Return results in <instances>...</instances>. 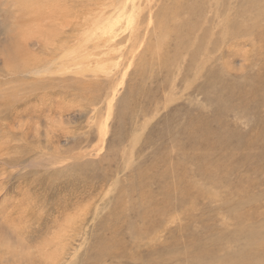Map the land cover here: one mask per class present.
I'll list each match as a JSON object with an SVG mask.
<instances>
[{
  "label": "rangeland",
  "instance_id": "obj_1",
  "mask_svg": "<svg viewBox=\"0 0 264 264\" xmlns=\"http://www.w3.org/2000/svg\"><path fill=\"white\" fill-rule=\"evenodd\" d=\"M144 1L0 0V264H136L166 250L187 264L197 244L213 261L254 251L248 230L264 236V0H219L255 33L224 36L219 61L189 60L173 39L179 59L156 58L157 31L128 65L129 29L112 41L127 16L113 12L149 15Z\"/></svg>",
  "mask_w": 264,
  "mask_h": 264
},
{
  "label": "bare ground",
  "instance_id": "obj_2",
  "mask_svg": "<svg viewBox=\"0 0 264 264\" xmlns=\"http://www.w3.org/2000/svg\"><path fill=\"white\" fill-rule=\"evenodd\" d=\"M239 1V0H238ZM262 1V0H261ZM145 3V6L147 4V6L145 8L148 9L149 11V15H147V13H145L146 15L145 16H140V11H128V8H127V5L125 4L122 8H121V12L120 13H116V12H113L114 14H116V16H127L126 17V21L123 24H119L120 20H115L113 22V25H112V41H116L117 37H123V36H120V32H127L126 30L129 29V35L127 37V39H125V41L123 42L124 44L126 43H129V41H131V44H130V47H127L129 49L125 50L124 52H122V55H121V58L123 60H125L124 62L126 64H130L131 60H133L135 58V54H137V49H140L139 47L142 45V47H145V45H147L146 43H148V39L146 36H147V32H149L151 34L154 33L157 35V31L159 33L158 37H156V41H155V48H153L155 50L154 52V55H156V58L158 57V54L159 56L160 55H164L166 56L165 59H167L169 61V63H172V61H174L175 59H179L178 54L176 53V50H181V49H174V53L173 55L171 56L170 54L168 55L165 51V48H166V41L168 40H171L173 39L175 41L174 44H176L178 42V44H181L184 43V47H186V49H191V51L189 50V60H192L196 54L198 52L200 53H203L204 56H206V62L208 60H211L212 58L216 57L217 61H219V59H223L224 57V54L225 52H223V50H219V55H218V52H217V49L218 47L222 46V39L223 37L225 36H234L236 37L237 36H241L242 38L244 37H247L248 34H252V36H254V31H244L242 29V24H243V20L241 19V17L238 15V12L240 10V8H242L241 5H235L233 7H230L227 3L226 6L227 9H230V8H235L234 10V18H230V15L229 13L227 14L226 13V9L225 7H222L221 5H223L219 0H210V1H205L202 2L201 0H173L171 3L169 4H164L162 5L161 7H159L157 10L155 11H152V7H151V4H150V0H145L144 1ZM143 4V3H142ZM246 7H253V6H257V2H254L253 5L250 4V2H246L245 4ZM144 8V7H143ZM232 9V10H233ZM243 9V8H242ZM259 9V7H258ZM261 10V9H259ZM262 12H260L261 14H264V10H261ZM144 14V13H143ZM139 16L140 18H145V21H140L139 20ZM198 18V19H197ZM148 19V22L146 23ZM50 21V20H49ZM143 22V24H142ZM140 23V24H139ZM145 23V24H144ZM51 24V23H50ZM132 24H135L134 26H132ZM142 24V25H141ZM214 24V25H213ZM48 25V24H47ZM150 25L153 26V28H150ZM219 26V27H218ZM220 26L223 28L220 29ZM213 27V29H212ZM216 27L219 28V30L217 29L216 30ZM240 29L242 31H240ZM236 34V35H235ZM217 35V38L212 40L213 38H215V36ZM151 36V35H150ZM105 37V36H104ZM109 37H106L103 39V41L100 43H96L94 44L93 48L94 49H99L100 47H103L105 48V46H107V43L111 42L108 40ZM111 38V37H110ZM147 38V39H146ZM239 39V38H238ZM188 40L191 41V43H188ZM242 43L246 42V40H241ZM169 42V41H168ZM249 42V41H248ZM112 43V42H111ZM177 44V45H178ZM236 44H238V40L236 41ZM247 44V43H246ZM109 45V44H108ZM194 45V48L192 49V46ZM233 45V44H232ZM241 45V43H240ZM239 45V46H240ZM124 46V45H123ZM122 46V47H123ZM96 47V48H95ZM126 47V45H125ZM124 47V48H125ZM162 47V48H160ZM179 47V46H178ZM243 47V46H242ZM150 48V47H149ZM180 48V47H179ZM159 49H162V54L159 53ZM229 50V49H228ZM246 50V49H245ZM123 51V49H122ZM151 51V50H150ZM184 52V49L182 50ZM98 52H101V51H98ZM173 52V51H172ZM178 52V51H177ZM181 52V51H180ZM211 52V54H210ZM213 52V54H212ZM185 53V52H184ZM216 53V55H215ZM186 54V53H185ZM184 54V55H185ZM202 54V55H203ZM210 54V55H209ZM242 54V53H241ZM239 54L240 56L242 57H246L247 56V50L245 51V53L243 52V54L241 55ZM139 56V55H138ZM187 56H188V53H187ZM186 56V57H187ZM203 56V57H204ZM185 57V58H186ZM197 57V56H196ZM202 57V56H201ZM203 57H202V60H203ZM232 57V56H231ZM155 58V59H156ZM184 58V59H185ZM225 58V57H224ZM154 59V58H153ZM183 59V58H181ZM183 59V60H184ZM195 60V59H194ZM228 59H225L223 61V64L221 63V66L222 65H225L227 68L230 67V63H228V65L226 64ZM242 60V59H241ZM168 61H166L168 63ZM230 61V59L228 60ZM123 62V63H124ZM154 62V61H153ZM152 62V63H153ZM165 62V63H166ZM177 62V61H176ZM190 62V61H189ZM226 62V63H225ZM124 63V65H125ZM165 63H161L160 65L163 67V68H168V66L165 64ZM178 63V62H177ZM176 63V65H177ZM232 63V61H231ZM120 64V63H119ZM180 64V63H179ZM171 65V64H170ZM181 65V64H180ZM130 67V66H129ZM185 67V66H184ZM125 68V67H124ZM128 67H126L127 69ZM162 68V69H163ZM179 66H178V70H179ZM221 68V67H220ZM161 69V70H162ZM191 69V68H190ZM230 69V68H229ZM167 70V69H166ZM127 71V70H126ZM219 71V70H218ZM162 72V71H161ZM166 72V71H165ZM171 72V71H170ZM217 72V71H216ZM168 73V72H166ZM222 73V72H221ZM220 73V74H221ZM225 73V72H224ZM169 74V73H168ZM215 74V73H213ZM212 74V75H213ZM216 76V75H215ZM215 76L212 78H215ZM219 76V75H218ZM216 76V77H218ZM221 76V75H220ZM220 78V77H219ZM211 79V78H210ZM216 79V78H215ZM218 79V78H217ZM214 80V79H212ZM222 80V79H221ZM261 80V79H260ZM226 83V82H225ZM258 87V86H257ZM216 91V90H214ZM220 95V94H219ZM152 96V95H151ZM258 103V102H257ZM68 136V135H67ZM99 137V136H98ZM251 146H254V145H251ZM205 151V150H204ZM203 151V153H204ZM220 152V151H219ZM218 153V152H217ZM231 156V155H229ZM211 157V156H210ZM202 158V157H201ZM222 158V157H221ZM223 159V158H222ZM156 160V159H155ZM204 161V160H203ZM221 161V160H220ZM209 165V164H208ZM211 165V164H210ZM209 165V166H210ZM218 165V163H217ZM76 166V165H75ZM208 168V166H207ZM73 169V168H72ZM78 169V168H77ZM223 168H221L222 170ZM65 169H63L64 171ZM59 171V170H58ZM192 171H195V170H192ZM202 171V170H201ZM223 171V170H222ZM66 172V171H64ZM208 172V171H207ZM69 173V172H68ZM203 173V172H202ZM198 174V173H197ZM211 174V173H210ZM59 175V174H58ZM201 175V174H200ZM208 175V174H207ZM214 175L215 172H214ZM223 177V175H222ZM49 178V177H48ZM170 178V177H169ZM212 178V177H211ZM46 179V178H45ZM44 179V180H45ZM216 179V178H215ZM214 179V181H215ZM180 180V178H179ZM219 180V179H218ZM222 180V179H221ZM224 180V179H223ZM47 181V180H46ZM210 181V180H209ZM208 181V182H209ZM69 182V181H68ZM208 182H207V185H208ZM177 184V183H176ZM77 185V184H76ZM178 185V184H177ZM67 187V186H66ZM69 187V186H68ZM140 188V187H139ZM73 189V188H72ZM175 192V191H174ZM74 193V192H73ZM176 194V193H175ZM57 196V195H56ZM59 198V197H58ZM165 202V201H164ZM159 207V206H158ZM157 209V208H156ZM70 210V209H69ZM73 210V209H72ZM142 210V209H141ZM66 212V211H65ZM72 212V211H71ZM67 214V212H66ZM148 214V211H145L144 213H141L138 216V219L141 220V218H143L145 215ZM96 216V215H95ZM141 217V218H140ZM78 218V217H77ZM80 218V217H79ZM144 219V218H143ZM79 220V219H78ZM243 220V219H242ZM82 221V220H80ZM143 221V220H142ZM237 221V220H236ZM234 221V222H236ZM67 222V221H66ZM239 222V221H238ZM236 224V223H235ZM234 224V225H235ZM239 224V223H238ZM240 225H243V224H240ZM260 226V225H259ZM67 227V226H66ZM221 227H224V226H221ZM237 227V226H236ZM239 227V225H238ZM249 227V226H248ZM254 227V226H253ZM264 227V225H263ZM262 227V228H263ZM68 228V227H67ZM240 228V227H239ZM249 228H252V227H249ZM247 228L246 226V229H249ZM255 228V227H254ZM258 228V227H257ZM255 229V230H259V229ZM233 230V228H231ZM236 229V228H235ZM164 230V229H163ZM237 230H240V229H237ZM253 230V229H252ZM255 230L254 231H251L246 233V237L245 239L248 241V243H251L253 245V249L254 251L250 250L251 252L248 253V251H243L241 250V252L239 253L238 250L240 249H237V251H235L233 254L231 253L230 248L227 247L228 250H226L224 253L222 251L221 248L222 246L220 247V250L222 252L221 256L217 257L215 260L213 261H210V259L207 261L206 259H208L209 257H211V253L212 252L211 250H213L212 248H203L200 250V247L199 245L197 244L196 246L198 247V251L199 253L197 254L196 258H195V261L194 262H188V260H182V263L183 261L184 262H187V264H241V259L242 260H245L243 264H264V236L260 235V230L257 231L256 233L259 234L257 236V234H254L255 233ZM69 231V230H68ZM154 230H151V231H147L146 229L143 231L145 233V235H150L153 233ZM176 232V231H175ZM192 232V231H191ZM209 232V231H208ZM264 233V230L262 231ZM201 233V232H200ZM234 233H235V230H234ZM233 233V234H234ZM140 234V232H139ZM262 234V233H261ZM63 235V234H62ZM143 235V234H142ZM157 235V234H156ZM197 235V234H196ZM199 235V234H198ZM238 237L239 239V236L241 235V232H237L236 234H234L233 236V239H231V241H233L234 243L238 244L241 242L240 240H237L236 236ZM69 236V235H68ZM159 236V235H158ZM248 236V237H247ZM66 237V236H65ZM143 237V236H141ZM147 239H151L152 240V235L150 236H146ZM202 237V236H201ZM227 237V236H226ZM232 237V236H231ZM241 237V236H240ZM244 237V236H242ZM206 238V236L204 237ZM222 240L223 238L225 237H221ZM236 238V239H235ZM170 239V238H169ZM191 239V238H190ZM244 239V240H245ZM256 239V240H255ZM112 240V238H111ZM255 240V242H254ZM49 241V240H48ZM62 241V240H61ZM115 241V240H114ZM112 241V249L114 248V251H116V247L118 245V243L115 241ZM203 241V240H201ZM214 241V240H213ZM211 241V242H213ZM221 241V240H219ZM238 241H240L238 243ZM245 241V242H247ZM101 242V241H100ZM108 242V241H106ZM137 242V241H135ZM140 242V241H139ZM177 242V240H176ZM175 242V243H176ZM216 242V241H215ZM218 242V241H217ZM243 242V243H245ZM49 243V242H48ZM51 243V241H50ZM102 243V242H101ZM138 243V242H137ZM151 243V242H149ZM178 243V242H177ZM196 243V242H194ZM194 243H189V245H193V250L194 249ZM247 243V244H248ZM128 244V243H127ZM144 244V241H142L141 239V242L139 244H134V246H143ZM157 244V243H156ZM236 244L234 246H236ZM241 244V243H240ZM220 245H224V243L220 244ZM244 245V244H243ZM54 246V245H52ZM95 246V245H94ZM93 246V247H94ZM108 246L110 245H107V246H103V247H100L99 248V251L103 252V253H106V252H109V254L111 253L112 254V249H110ZM122 246V245H121ZM132 246V245H131ZM130 246V247H131ZM154 246V245H153ZM187 246V245H186ZM215 246H217V244L215 243ZM223 246V247H224ZM34 247V246H33ZM39 247V246H38ZM58 247V246H57ZM249 245H247L246 248H248ZM251 247V246H250ZM255 247V249H254ZM50 248V246H49ZM56 248V247H55ZM180 248V247H179ZM234 248V247H233ZM237 248V247H236ZM245 248V250H246ZM5 249V248H4ZM9 249V248H8ZM48 249V248H47ZM97 249H98V246H97ZM132 249V248H131ZM161 249H162V246H161ZM166 249V248H165ZM164 249V251H165ZM168 249H172L171 247L168 248ZM174 249V248H173ZM182 249V248H181ZM186 249V248H185ZM184 249V250H185ZM190 247L188 248V251H189ZM197 249V248H196ZM208 249H211V250H208ZM147 250V249H146ZM192 250V251H193ZM218 250V248H217ZM234 250V249H233ZM3 251V250H2ZM6 251V250H5ZM44 251V250H43ZM98 251V252H99ZM140 251V250H139ZM149 251L152 255V253H154L153 251L154 250H147ZM187 251V252H188ZM191 251V252H192ZM210 251V252H209ZM214 251V250H213ZM229 251L230 254H228L227 256H225L224 254H226L227 252ZM63 252V251H61ZM134 252V251H133ZM132 252V253H133ZM141 252V251H140ZM144 252V251H143ZM157 252V251H156ZM160 252V251H158ZM176 252V250H175ZM182 252V251H180ZM179 252V253H180ZM196 252V251H195ZM47 253H48V250H47ZM50 253V252H49ZM48 254L47 257L43 256L44 258H47L48 259ZM60 253V252H59ZM100 253V252H99ZM114 253V252H113ZM162 253V257H152V258H149L147 261H143V260H140V261H143L142 263H136V264H160L162 263V261L164 260V262H166V264H170V263H173V264H179L178 262V258L173 256L172 253L168 250H166V255H163V251L161 252ZM173 253H174V250H173ZM178 253V252H177ZM185 253V252H184ZM197 253V252H196ZM209 253V254H208ZM238 253V254H236ZM56 254V253H55ZM58 254V252H57ZM108 254V253H107ZM191 254V253H190ZM213 254V253H212ZM215 254V252H214ZM45 255V254H44ZM60 255V254H59ZM99 255V254H98ZM135 255V254H134ZM140 255V254H139ZM158 255V254H157ZM156 255V256H157ZM169 255H172V257L170 256L168 258V260L166 259ZM58 256V255H57ZM96 256V255H95ZM100 256V255H99ZM179 256V255H178ZM193 256V254L191 255ZM195 256V255H194ZM12 257V256H11ZM10 257V259H11ZM29 257V256H28ZM140 257V256H139ZM175 257V258H173ZM182 257V256H181ZM184 257V256H183ZM133 258V257H132ZM137 258V256H136ZM23 259V258H22ZM51 260V257L49 258ZM54 259V258H53ZM56 259V257H55ZM160 259V260H159ZM180 260V258H179ZM134 261V260H133ZM137 261V260H136ZM178 261V262H177ZM23 262V261H22ZM177 262V263H176ZM15 263V262H14ZM57 263V262H56ZM133 263V262H132ZM45 264V263H44ZM130 264V262H129ZM181 264V263H180Z\"/></svg>",
  "mask_w": 264,
  "mask_h": 264
}]
</instances>
